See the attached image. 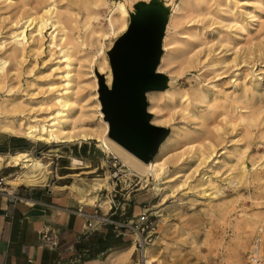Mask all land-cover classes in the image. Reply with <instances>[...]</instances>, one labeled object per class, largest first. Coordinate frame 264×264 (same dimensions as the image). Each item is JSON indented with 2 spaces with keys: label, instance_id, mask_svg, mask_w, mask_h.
<instances>
[{
  "label": "rangeland",
  "instance_id": "rangeland-1",
  "mask_svg": "<svg viewBox=\"0 0 264 264\" xmlns=\"http://www.w3.org/2000/svg\"><path fill=\"white\" fill-rule=\"evenodd\" d=\"M15 1L8 6L0 0V41L6 42L7 50L12 24L40 12L49 2ZM54 1L70 36L80 42L78 56L85 65L83 72L88 73L82 77L79 92L82 116L78 125L94 129L106 120L100 88L101 79L106 81L111 72L110 50L127 31L108 34L111 10L119 2L126 4L128 28L140 1L148 4L143 22L153 26L155 20L164 18L158 23L165 38L159 72L166 87L149 92L148 101L152 122L170 129L158 154V160L167 162L169 168L157 183L138 171H134L137 178L122 173L117 181L111 176L112 157L121 159L113 151L103 154L95 141L50 147L17 136L27 147L23 151L30 150L31 157L50 163L49 177L54 168L67 166L61 172L72 173L68 189L74 197V185L85 187L95 178H108L110 183L99 191L98 200L109 202L112 196L105 197L118 182L121 197L133 200L138 214H151L155 224L154 242L146 249L149 264H254L250 257L257 238L262 239L259 256L264 264V222L258 223L264 216V0H104L107 7L99 9L96 0ZM178 3L183 10L172 20ZM95 13L103 26L98 34L86 30ZM49 32L42 55L32 51L28 28L30 46L24 62L17 65L8 59L6 85L0 89V122L16 125L17 119L44 120L47 116L39 103L49 96L46 84L56 61L50 60ZM4 51L0 59L7 60ZM93 70L97 85L90 78ZM166 91L172 98H167ZM16 98L25 105L19 117L11 106ZM243 116L246 120L241 122ZM202 152L210 155L207 161ZM16 153L21 152L12 154ZM73 157L87 159L90 167L73 166ZM179 183L184 186L177 189Z\"/></svg>",
  "mask_w": 264,
  "mask_h": 264
},
{
  "label": "bare ground",
  "instance_id": "bare-ground-1",
  "mask_svg": "<svg viewBox=\"0 0 264 264\" xmlns=\"http://www.w3.org/2000/svg\"><path fill=\"white\" fill-rule=\"evenodd\" d=\"M3 1L8 6H13V4L16 3L15 0ZM94 5L97 7V9L107 7V5L104 3V0H96ZM181 10H183L181 3L176 4L172 20L177 17V14ZM111 11L112 12L108 24L110 33L108 34L116 35L118 31L128 30L126 19L129 16V11L126 4L124 2H119L117 5H115V10ZM142 14L143 11H140L134 7V12L131 14L132 22L134 23L140 20ZM163 19L159 18L156 21V24L159 25L158 23H160ZM121 21L122 24H120ZM94 22L96 25L93 27ZM100 23L101 18L98 13L90 15V23L86 25V30L93 29V34H98L103 29V26ZM28 28L31 35V49L37 56L42 55V43L45 39V34L48 31H51L48 33L50 36V43L48 46L49 55L51 58H53L50 60L56 61L51 66L52 78L49 79L46 84L49 96L39 103L40 108L44 110L45 113H47V116L44 118V120H39V117L31 121L17 119L16 125L13 123L7 124L4 121H1L0 132L24 137L25 139L34 143L43 142L50 147H57L62 143H72L75 141H95L99 143L97 146L103 154L104 152L108 153V151L115 152L118 158L121 159V162H123L131 172L138 171L139 173L148 177L150 175L153 177L154 182H159L169 168L167 162L158 160L159 153L153 160L149 162H145L144 160L140 159L109 136V123L105 119L104 120L106 122L102 120L103 125H99V129H94L90 125H78L82 116L81 112L79 111L80 109L78 108L80 105L79 92L83 90L82 77L88 75V73L85 74L83 72L85 65L82 62L83 59L78 56L81 52L77 49V46L80 42L70 36L69 30L66 28L63 20L61 19V15L58 14V7L54 0H49V2L43 6L40 12L28 14L12 24L10 27L11 42L8 44L10 45L8 50L6 49V42L0 41V52L5 50L4 54L8 53L6 57L7 60L0 59V89L6 85L7 74L5 69L8 59L12 58L16 61L17 65H20L24 62L26 48L30 46L29 39L27 37ZM107 35H102V37H106ZM84 45L86 44L82 42L81 47ZM159 67L158 71L160 69ZM93 74V76L90 78L94 80L95 84L97 85L98 76L94 70ZM55 76H57V79L53 78ZM57 80H59V82H57ZM112 81L113 75L111 68V72L109 71L107 74L106 83L111 86ZM12 90L13 88H10L9 92H12ZM165 95L167 98H172L170 91H166ZM11 106L14 113H16L18 117L22 115L23 107H25V105L20 100V98H16L12 102ZM101 106L103 105L101 104ZM76 108H78V110ZM149 110L152 112L151 108ZM164 119H166V117ZM240 120L241 122H244L246 118L243 116ZM233 128H235L234 125ZM168 138H166L165 142L168 141ZM165 142H163L162 145H165ZM210 148L212 149L213 146L210 145ZM160 151L161 150H159V152ZM201 156L204 161H207L210 158V155L206 156L203 152ZM72 160L73 166H81L84 168L90 167L89 161L85 158L73 157ZM5 163L17 164L20 167L14 179L17 184L25 183L27 185L34 186L36 184H43L48 179L50 173H52L50 163H45L44 160L40 158L31 157L27 153H16L14 155L12 154L7 156L0 155V166ZM243 170H245V167H243ZM109 180L110 179L108 178H95L88 186L78 187L74 185V195L81 203H95L99 198V191H101L105 186L109 185ZM12 182L14 183V181ZM183 186V183L176 184L177 189H180ZM100 202L104 206V200H100ZM105 203L107 206L109 205L108 201H105ZM263 222L264 216L261 217L260 222L258 223L261 225ZM261 242L258 248L256 249L254 247L252 251V253H257L258 256ZM149 258L150 257L145 250L144 264H149ZM259 258L262 260L260 256Z\"/></svg>",
  "mask_w": 264,
  "mask_h": 264
},
{
  "label": "crops",
  "instance_id": "crops-1",
  "mask_svg": "<svg viewBox=\"0 0 264 264\" xmlns=\"http://www.w3.org/2000/svg\"><path fill=\"white\" fill-rule=\"evenodd\" d=\"M24 145L19 137L0 132V155L15 150L30 154L23 151ZM18 168L0 166V176L9 184L5 188L15 194L0 192V264H144L132 231L123 225L144 213H137L133 200L119 192L108 206L107 199L104 206L99 200L81 203L68 189L72 173L61 172L67 166L54 168L45 183L35 186L16 183ZM113 195L110 191L105 198ZM89 218L95 226L92 230L87 229ZM43 229L49 230L56 249L43 244Z\"/></svg>",
  "mask_w": 264,
  "mask_h": 264
},
{
  "label": "water",
  "instance_id": "water-1",
  "mask_svg": "<svg viewBox=\"0 0 264 264\" xmlns=\"http://www.w3.org/2000/svg\"><path fill=\"white\" fill-rule=\"evenodd\" d=\"M148 4L140 1V20L117 38L110 50L113 81L108 86L101 79L100 97L109 121V136L145 162L159 153L170 129L152 122L148 93L166 87L158 71L164 52V33L160 24L143 22ZM165 81V82H164Z\"/></svg>",
  "mask_w": 264,
  "mask_h": 264
},
{
  "label": "built area",
  "instance_id": "built-area-1",
  "mask_svg": "<svg viewBox=\"0 0 264 264\" xmlns=\"http://www.w3.org/2000/svg\"><path fill=\"white\" fill-rule=\"evenodd\" d=\"M113 159V163L111 168H113V170L111 171V176L113 178H117V181L119 180V178L121 177L122 173H124L123 175H129V177L132 178H137V174L135 172H131V171H127L126 169H122L123 164H121L120 161L117 160V158L115 156L112 157ZM150 177V175H149ZM5 177L0 176V192H5L7 193L9 196H14L15 194L10 192L9 189H6L5 186H9V184L7 182H5ZM118 186V182L115 183V186L113 187V189L111 190V192L114 194L112 197L115 199L118 196V193L120 192V190L122 189H117L116 187ZM106 219L104 218V221ZM126 228L130 229L134 235L133 240L135 241V244L138 248L141 249L142 251V255L144 257L145 254V250L148 248L149 245H151L154 242V236L156 234L155 232V224L153 222V220L151 219V214L144 212L141 213L138 216L132 217L131 219H129L126 223L123 224ZM95 226L93 224V221L91 220V218H89L87 220V229H94ZM42 239H43V244L51 249H56L57 248V243L56 241L53 240V238L49 235V230L48 229H43L42 231V235H41ZM261 242V239H257L254 247L257 249L259 244ZM251 261L254 264H260L261 263V259L259 258V256L257 255V253H252L251 255Z\"/></svg>",
  "mask_w": 264,
  "mask_h": 264
}]
</instances>
